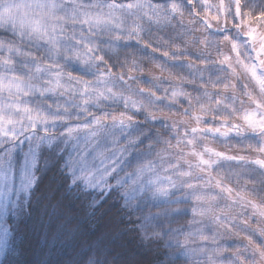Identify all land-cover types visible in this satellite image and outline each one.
I'll use <instances>...</instances> for the list:
<instances>
[{"label":"clouds","instance_id":"clouds-1","mask_svg":"<svg viewBox=\"0 0 264 264\" xmlns=\"http://www.w3.org/2000/svg\"><path fill=\"white\" fill-rule=\"evenodd\" d=\"M128 2L0 0V105L6 121L0 156L27 151L41 137L70 139L69 128L96 131L90 145L99 166L94 171L110 185L120 186L125 177L161 178L167 202L149 211L170 229L182 264H264V166L255 163L264 160V130L245 120L249 114L264 120V87L242 66L256 64L264 77L258 43L247 36L249 27L264 33V20L256 19L264 0H240L239 17L234 0H223L226 12L219 11L221 0H148L151 7L117 8L108 23L84 22L85 14L91 19L107 14L109 5ZM77 52L89 53L91 62ZM74 65L84 73L73 71ZM57 75L62 86L54 88L49 81ZM17 83L31 88L8 87ZM103 130H116L111 142L100 135ZM208 149L238 159H221ZM193 151L215 163L200 165ZM39 181L35 177L33 191ZM170 190L183 200L173 203L178 198ZM120 207L137 217L147 247L160 225L150 234L140 230V208ZM178 212L182 218L173 221ZM77 233L73 227L71 234ZM83 244V255L46 256L41 264H121L98 241Z\"/></svg>","mask_w":264,"mask_h":264},{"label":"trees","instance_id":"trees-1","mask_svg":"<svg viewBox=\"0 0 264 264\" xmlns=\"http://www.w3.org/2000/svg\"><path fill=\"white\" fill-rule=\"evenodd\" d=\"M57 146L41 149L47 157L42 159L46 153L39 155L33 174L40 181L34 191L31 188V199L28 192L17 196L14 189L7 195L10 208L3 222L10 238L0 264H41L46 256L77 257L85 254L84 241H98L121 264H182L184 257L178 255L170 229L161 226L160 217L150 214V209L160 205L140 208V230L151 233L160 225V234L145 247L139 239L137 217L129 218L122 211L123 200L114 190L97 193L79 183L69 186L70 176L61 169ZM181 218L178 214L173 221ZM73 227L78 229L75 236Z\"/></svg>","mask_w":264,"mask_h":264},{"label":"snow or ice","instance_id":"snow-or-ice-1","mask_svg":"<svg viewBox=\"0 0 264 264\" xmlns=\"http://www.w3.org/2000/svg\"><path fill=\"white\" fill-rule=\"evenodd\" d=\"M235 4V14L237 17L241 14V7H240V0H234ZM144 7H151V5L148 3V0H130V2L126 4H118L114 3L112 5H109V12L107 14H97L91 19H89L90 14H85V23H95L97 25L108 23L109 20L115 19V12L117 8H128L129 10L132 9H140ZM177 6L172 5V10L176 11ZM155 11V10H154ZM219 11L226 12V9L223 4V0H221V4L219 6ZM5 12H8L9 16H11V12L8 9H5ZM158 18L159 17V14ZM5 18L4 13L0 12V21H3ZM218 19V17H216ZM251 19V17H249ZM257 20H264V12H262L259 16L256 17ZM38 27V26H37ZM248 38L253 41V43H258V47L255 49L256 51V58L257 62L260 65L261 70H264V59L261 57H264V33L259 32V29L257 27H249ZM233 49H237V45H232ZM76 55L80 57L86 64L91 62L89 53H80L77 52ZM238 55V52H237ZM243 68L251 74V76L257 81L258 84H260L262 87H264V77H261L257 74L258 69L256 67V64H243ZM103 75V74H102ZM53 85L54 88H59L62 86L61 83V77L57 75L53 81H49ZM9 88L15 87L16 90L19 92L23 90L24 88H31V85H24L22 83L17 84H9ZM87 85L84 86L85 92H87ZM18 107V106H17ZM25 112H28L29 110L27 108L24 109ZM4 107L0 105V136L4 135V125L6 123L4 115ZM29 120L33 121V128L35 129L36 124L34 122V118L29 116ZM245 120L248 122L249 126L252 128L259 127L261 130H264V120H257L255 119V114H249L245 116ZM7 123H12L11 120H8ZM97 125H99V121L96 122ZM193 131H197V129H193ZM217 132H219V129H216ZM79 132V129H73L69 128L67 131V136L72 138L77 135ZM97 135L96 131H88L87 136L85 137V142L88 143L92 139H94ZM2 142V141H0ZM56 143V140L54 138L49 137H41L40 142L32 145L29 144L28 150L26 152H23V159L20 164L19 168V180H20V187L23 191L30 193L31 188L34 186L35 183V176H34V169L38 164L39 155L41 152V149L43 147L52 148ZM78 145H74V149L77 148ZM209 152H211L213 155H215L218 158L226 159V160H236L238 159L235 156H227L224 152H216L212 149H208ZM191 155L198 157L199 164L203 165L207 168H210L214 161L210 159L204 158V155L202 153H197L193 151ZM239 159H242L239 158ZM256 164L264 166V160H257L255 161ZM65 168L68 170V174L71 179V183L74 185L80 180V174H82L86 169L91 167V162L88 159V153L86 150H84L82 155H78L76 157L69 156L65 159L64 162ZM204 168H201V171H203ZM11 172L13 174V178L16 176V166H15V155H11L8 157L0 156V255H3L5 250L8 246V241L10 238V232L9 229L5 227V224L3 222V216L6 213L7 206L4 203V192H3V186L4 181L8 175V173ZM190 175V173H189ZM169 184H173L174 181H172L170 178H168ZM149 186L158 185L157 187V194L154 195V198L158 197H167L168 196V190L162 185L161 178L159 176H151V178L148 180ZM217 186H221L220 181H216ZM225 191L231 192V188L225 189ZM193 211H196L195 209ZM203 212V210H201Z\"/></svg>","mask_w":264,"mask_h":264},{"label":"rangeland","instance_id":"rangeland-1","mask_svg":"<svg viewBox=\"0 0 264 264\" xmlns=\"http://www.w3.org/2000/svg\"><path fill=\"white\" fill-rule=\"evenodd\" d=\"M73 71L84 73L85 70L81 67L79 68V66L74 65ZM85 74H88V73H85ZM114 131H116V130H113V132L110 133L108 130H103L100 133V135L106 141L111 142V136H112V134H114ZM126 131L127 130L125 129L124 133H121V134H126ZM65 135H67V133H65ZM86 136H87V132H80V129H79V132L77 133V135L74 138H70L67 140L64 138L55 139L56 140L55 145L58 144V146H59V150L56 154L59 156V158H58L59 161H60V157L62 158L61 169H62V171L66 172V174H68V170L65 168L64 162H65V159L67 157H69V156L76 157L78 155H82L84 150H86L88 153V159L91 162V167L86 169L82 174H80V180L76 184L79 183L86 190L97 191V193L98 192L99 193L100 192L106 193L109 190V188L111 187V188H113L117 197L122 198V200H123L122 203L126 207L142 208L143 206H147V205H149L150 207H153L154 205H160L161 206L167 202V199H168L167 197H165L163 199H159V200L157 198H154V196L152 194L153 186H149V183H148V180L151 178L150 176L149 177H142L139 180H137L134 177H125L123 180H121L120 186L110 185L109 178L104 177L98 171H94L95 168L99 167L97 164L94 163L95 157L92 153V148L90 147V145L92 143H94V141L92 139L90 142L86 143L85 142ZM25 143H27V142H25ZM74 145H78V147L74 149ZM23 152H26V151H20L15 156V166H16L15 178H13V174L11 172H9L5 181H4V186H3L4 203L6 204L7 208L9 206V202L7 200V195L9 193V191L11 192L14 189L17 196H18V194H20V195L24 194V191L20 187V180H19V168H20V164H21L22 159H23ZM40 153H41V155L44 156V153H46V151L43 150ZM46 157H47V153L42 159H46ZM70 179H72V177H70ZM121 186H124V187H122V190L120 192H117L115 190V188L121 187ZM178 193L179 192L176 190H170L169 195L178 198L177 200L172 201L173 203H178L181 200H183V197L180 196V194H178ZM9 208L6 211H9ZM178 214H180V213L178 212L176 214V216ZM175 217H173V218H175ZM160 223H161V226L164 227L163 221L162 222L160 221ZM164 237H166V236H164ZM178 255L181 258L184 257L181 253H179Z\"/></svg>","mask_w":264,"mask_h":264}]
</instances>
